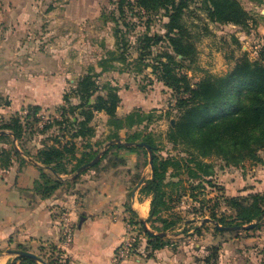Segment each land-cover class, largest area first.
Instances as JSON below:
<instances>
[{
    "label": "rangeland",
    "instance_id": "374dc122",
    "mask_svg": "<svg viewBox=\"0 0 264 264\" xmlns=\"http://www.w3.org/2000/svg\"><path fill=\"white\" fill-rule=\"evenodd\" d=\"M48 1L32 0L30 16L21 21H0V123L18 118L23 136L20 142L13 140L14 144L32 155L39 148L53 144L58 126L48 129H44V126L56 118L60 119L59 109L66 105V97L73 104L78 102L74 90L79 77L91 69L99 72L100 58L107 50L116 49L114 19L120 15L117 11L118 0H62V4L70 3L63 7L44 3ZM239 1L249 14L246 26L213 22L207 17L201 0H189L183 22L193 45L192 61H184L181 71L188 75L192 83L198 82L206 74L224 75L243 55L250 60L264 62V35L260 31L264 27V5L259 0ZM51 10L62 18L66 15V20L57 18L49 22L39 15ZM119 20L122 26V17ZM125 20L129 24L124 29L127 30L130 44L126 53L129 65L125 67L114 61L113 69L101 73L98 83L110 81L119 87V118L137 112L143 119L141 123L119 130L121 141L132 133L149 136L155 143L156 155L181 164L177 169L169 166L164 186L165 205L158 216L147 222L148 228H163L164 223L155 219L159 216L168 223L172 222L166 230L168 245L165 247L175 254L179 253L177 259L191 257L193 264H264V216L255 229L223 233H218L212 222H202L212 213L224 215L231 221L235 218V210L227 206L225 198H243L264 191V149L259 151L262 162L246 160L240 166L226 165L215 155L204 158L205 162L213 165V175L201 179L190 176L186 164L192 165L188 162L191 150L182 143L174 144L169 140L170 130L179 119L173 91L157 80L150 69H144L141 73L135 71L137 37L145 32L149 35L163 34L167 17L161 10L150 14L135 12ZM164 46L160 42L153 46V52L165 50ZM33 112L35 114L29 115ZM89 126L93 135L85 142L75 141L78 155L90 150L100 153L108 148H105L108 142L116 143L114 138L111 139L115 128L104 112H94ZM66 135L68 138L69 134ZM66 140L61 139V144ZM10 148L11 139L0 141V150ZM148 160L149 154L144 149L130 152L112 147L97 167L85 169L78 174L74 184L65 182L58 191L74 196L77 202H81L82 186L89 184L87 175L98 179L116 169L117 173L125 176L124 185L128 190L126 207L139 181L143 179L144 184L152 174ZM27 165L31 167L26 169ZM72 165L73 161L68 163L69 168ZM10 167L13 169L10 173L15 167L19 173L16 158ZM10 167L5 169L0 165V177H7L9 172L6 170H11ZM31 170L36 174L39 172L31 162L22 167L23 181L33 176ZM75 173L63 175L62 178L72 180ZM196 227H199V231L195 230ZM139 228V225L134 228L137 250L147 240L143 233H139ZM143 249L145 257H150L147 244Z\"/></svg>",
    "mask_w": 264,
    "mask_h": 264
},
{
    "label": "trees",
    "instance_id": "16d2710c",
    "mask_svg": "<svg viewBox=\"0 0 264 264\" xmlns=\"http://www.w3.org/2000/svg\"><path fill=\"white\" fill-rule=\"evenodd\" d=\"M209 20L222 24L246 26L249 14L239 0H201ZM264 5V0H259ZM189 7V0H118L117 11L122 17L120 26L119 18H115L114 37L115 50H107L100 58L99 72L87 71L79 77L74 92L78 102L73 104L66 97V105L61 106L60 119H54L44 129L58 126V134L53 138V144L39 148L35 154L18 148L13 140L21 141L23 129L18 118L12 122L0 123V141L11 139L9 150H0V165L9 168L14 158L18 161V171L28 163H35L39 175L33 181L30 188L40 199H46L56 193L62 184H74L79 175L74 179H63V175H71L82 165L90 162L98 150L77 153L75 141L85 142L93 135L89 122L94 117V112H104L109 117V123L115 128L111 139L119 140L108 146L100 160L91 168L97 167L106 157L112 147L127 149L130 152H138L145 147L138 143L149 144L152 150V174L140 188V192L146 197H151L149 216L146 222H150L162 211L164 200V186L169 166L180 168L179 161L164 159L156 155V146L149 136L141 137L138 133L127 134L121 141L119 130L132 127L135 123H141L143 119L137 112L127 114L124 118L117 116V108L120 102L119 87L110 81L98 83L101 73L113 69V62H120L128 67L129 62L126 53L130 46L125 27L129 26L125 20L127 16L138 14H150L164 11L167 21L164 23L165 32L149 35L143 33L137 37V52L135 58L136 73L150 69L156 79L168 86L175 96V108L179 113V119L171 128L169 140L174 144L182 143L191 150L186 164L188 174L192 177L203 178L213 175V165L203 159L210 156L221 158L226 165L240 166L246 160L262 162L259 151L264 149V62L250 60L245 55L235 61L234 66L224 75L206 74L198 82L192 83L187 74L181 71L184 61H192L193 45L189 40V33L183 22L185 10ZM129 31V30H128ZM164 43L165 50L154 53L153 46ZM155 54V55H153ZM112 63V64H111ZM35 114L29 113V115ZM73 115V117H69ZM6 130L9 132L6 133ZM69 134L68 138L66 134ZM61 139H67L61 144ZM130 144V145H127ZM28 158V159H27ZM73 161L69 168L68 163ZM122 161V160H120ZM149 163V160H148ZM114 166V164H113ZM90 169V168H88ZM48 170L49 172H46ZM83 173V172H82ZM227 206L235 210V218L228 221L223 216L211 214L210 219L222 226L246 225L259 220L264 213V191L243 198H225ZM129 217L128 224L139 225V233L147 237V248L152 252L168 245L165 237L150 236L141 223V218L127 204ZM163 224L161 229H153L158 232H166L171 225L161 216ZM259 222V223H258ZM152 230V231H153ZM199 231V227L195 228ZM218 233H223L215 227ZM135 251L137 244H134ZM17 251H27L24 244L15 246ZM54 255L53 253H56ZM46 264H70L67 257L60 251L52 248L49 256L37 255ZM7 264H40L29 257L15 256Z\"/></svg>",
    "mask_w": 264,
    "mask_h": 264
},
{
    "label": "crops",
    "instance_id": "0c3cea01",
    "mask_svg": "<svg viewBox=\"0 0 264 264\" xmlns=\"http://www.w3.org/2000/svg\"><path fill=\"white\" fill-rule=\"evenodd\" d=\"M56 1L44 3L54 7L58 4L59 7L70 5L62 4V0ZM32 5V0H0V21H21L30 16L29 8ZM52 12H40L39 15L49 22L67 18L66 15H63L64 19ZM260 31L264 35V27ZM28 167L31 166L27 165L26 169ZM10 168L6 170L9 172L7 177H0V264H7L15 257L11 251L15 250L17 244H24L35 255L49 256L52 248H55L70 260V264H193L191 257L177 259L179 253L175 254L167 247L155 250L151 257H145L142 248L147 240L139 246L141 249L126 259L116 258L117 248L129 234L126 221L129 212L125 207L128 190L124 185L125 176L117 173L116 169L98 179L87 175L89 184L82 186V201L77 202L74 196L59 191L49 198L40 199L30 189L39 172L36 174L31 170L33 176L27 177L30 179L24 182L21 172L17 173V167H13L11 173L13 169ZM142 185L143 182L137 184L129 205L139 218L147 219L151 197L140 192ZM63 210L71 212L74 223L73 241L64 251L60 250L62 236L59 222Z\"/></svg>",
    "mask_w": 264,
    "mask_h": 264
},
{
    "label": "water",
    "instance_id": "95a60500",
    "mask_svg": "<svg viewBox=\"0 0 264 264\" xmlns=\"http://www.w3.org/2000/svg\"><path fill=\"white\" fill-rule=\"evenodd\" d=\"M171 123L174 124V121L172 120ZM2 133H5V132L1 131L0 134H2ZM116 142H119V140H116ZM111 143H112V141L108 142L106 144L105 148L108 147ZM127 145H130V144H127ZM138 145L142 146V147H145L146 150L148 151V154H149V165L151 167L152 166V150H151L149 144L141 142V143H138ZM103 152H104V150H102L100 153H98L90 162H88V163L82 165L81 167H79L78 170L76 171V173L72 176V179L76 178V176L79 173H81L82 171H84L85 169L95 165L100 160ZM142 182H143V179H141L139 181V184L142 183ZM263 215H264V213H263ZM202 222H212L217 229L223 230V231L251 230L257 224V221H255V222H251V223L246 224V225L222 226V225H220L219 223L213 221L210 218H203ZM141 223H142L143 229L150 236L158 235V236H161V237H165L167 235L166 232H155V231L150 230L148 228V226H147V222H146L145 219H141ZM11 252L13 254H15L16 256L29 257V258H32V259L36 260L40 264H46L41 258H39L37 255H35V254L31 253V252L17 251V250H13Z\"/></svg>",
    "mask_w": 264,
    "mask_h": 264
},
{
    "label": "built area",
    "instance_id": "2783aa9c",
    "mask_svg": "<svg viewBox=\"0 0 264 264\" xmlns=\"http://www.w3.org/2000/svg\"><path fill=\"white\" fill-rule=\"evenodd\" d=\"M60 233L62 236V243L60 250H65L71 245L74 236V223L72 220L71 212L69 210H63L60 214ZM128 233L124 240L121 242L116 251V258L118 260H124L135 252L134 242L136 240L134 235L135 226L127 224ZM80 264V263H75Z\"/></svg>",
    "mask_w": 264,
    "mask_h": 264
}]
</instances>
